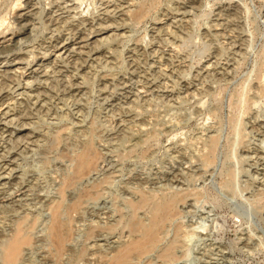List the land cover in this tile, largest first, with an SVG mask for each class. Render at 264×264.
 <instances>
[{
  "label": "rangeland",
  "instance_id": "rangeland-1",
  "mask_svg": "<svg viewBox=\"0 0 264 264\" xmlns=\"http://www.w3.org/2000/svg\"><path fill=\"white\" fill-rule=\"evenodd\" d=\"M51 1L0 0V264H109L173 197L129 264H264V0Z\"/></svg>",
  "mask_w": 264,
  "mask_h": 264
},
{
  "label": "bare ground",
  "instance_id": "bare-ground-1",
  "mask_svg": "<svg viewBox=\"0 0 264 264\" xmlns=\"http://www.w3.org/2000/svg\"><path fill=\"white\" fill-rule=\"evenodd\" d=\"M21 1V0H18ZM37 1V0H36ZM47 1V0H46ZM59 1V0H58ZM63 1V0H62ZM52 3L54 2L51 1ZM60 2V1H59ZM51 3V4H52ZM55 3V2H54ZM57 3V2H56ZM49 4V3H48ZM58 4V3H57ZM67 4V3H66ZM125 6V4H123ZM34 6H36L34 4V0H23V2L19 3V5H17V12L15 14V21L18 24V30L19 35L21 34H26L25 30L29 27L32 26L31 24V19H35L34 17H32V13L33 12V8ZM61 6V5H60ZM63 6V5H62ZM70 6V5H69ZM72 6V4H71ZM122 6V5H121ZM59 7V6H58ZM67 7V6H66ZM73 7V6H72ZM76 7V6H74ZM109 7V6H108ZM129 7V6H128ZM68 8V7H67ZM106 8V7H105ZM54 10V9H53ZM124 10V9H123ZM35 11V10H34ZM38 11V10H37ZM60 11V10H59ZM67 11V10H66ZM73 11V10H72ZM113 11V10H112ZM58 12V11H57ZM63 12V11H62ZM61 12V13H62ZM65 12V11H64ZM81 12V11H80ZM60 13V14H61ZM52 14V13H51ZM137 14V13H136ZM36 15V14H35ZM47 15V14H46ZM50 15V14H49ZM139 15V14H138ZM137 15V16H138ZM182 15V14H181ZM52 16V15H51ZM48 19V18H47ZM36 20V19H35ZM5 18L4 16L0 17V30L6 26L5 25ZM14 22V21H13ZM47 22V20H46ZM54 23V22H53ZM15 24V23H14ZM61 24V23H60ZM34 25V24H33ZM101 25V24H100ZM11 26V25H10ZM9 26V27H10ZM13 26V25H12ZM8 27V25H7ZM8 27V28H9ZM102 28V27H101ZM90 30V29H89ZM100 31H102L101 29H99ZM6 31V28H5ZM27 32V31H26ZM98 32V31H97ZM31 33V32H30ZM29 34V33H28ZM95 34V33H94ZM119 34V33H118ZM76 35V34H75ZM89 35V34H88ZM86 35V36H88ZM24 36V35H23ZM22 36V38H23ZM27 36V35H26ZM66 36V35H65ZM20 37V36H19ZM64 37V36H63ZM79 37V36H78ZM84 37V35H83ZM82 37V38H83ZM18 38V37H17ZM15 37V39H8L6 41H2L3 43L0 45V55L1 54H6V53H10L13 52L16 49L17 46V42L21 41V38L17 39ZM17 39V40H16ZM98 40V39H97ZM57 42V41H56ZM64 41H62L63 43ZM66 42V40H65ZM60 43V42H59ZM61 44V43H60ZM59 45V44H58ZM57 45V47H59ZM67 48V43H63L61 45V48ZM69 47V46H68ZM72 47V46H71ZM70 47V48H71ZM48 48V47H47ZM46 48V49H47ZM69 48V49H70ZM67 49V50H69ZM82 50V49H81ZM50 51V50H49ZM73 53V52H72ZM84 53V52H83ZM69 54V53H68ZM63 56V55H62ZM71 56V54H70ZM15 60V59H14ZM20 61V60H19ZM9 62V61H8ZM75 62V61H74ZM83 61H81L82 64ZM80 64V63H79ZM44 67V66H43ZM46 67V66H45ZM24 69V68H22ZM45 70V69H44ZM43 70V71H44ZM10 71V70H9ZM42 71V72H43ZM46 71V70H45ZM41 72V73H42ZM16 73V72H15ZM21 74V73H20ZM7 75V74H6ZM16 75V74H15ZM45 75V74H44ZM12 76V75H11ZM19 76V75H18ZM2 77V76H1ZM18 78V77H17ZM5 80V79H4ZM4 84V83H3ZM38 84V83H37ZM78 84V83H76ZM1 85V84H0ZM79 85V84H78ZM35 87V86H34ZM75 87V85H74ZM77 88V87H76ZM3 90V89H2ZM146 92V91H145ZM135 93V92H134ZM138 93V92H137ZM126 95V94H125ZM128 95V94H127ZM134 95V94H133ZM35 98V96H34ZM132 98V97H131ZM33 99V98H32ZM2 100V99H1ZM35 100H37L35 98ZM35 103V102H34ZM9 113V112H8ZM7 113V114H8ZM11 117V116H10ZM9 117V118H10ZM8 119V118H7ZM6 120V119H5ZM15 120V118H14ZM2 121V120H1ZM0 121V122H1ZM4 121V120H3ZM13 121V120H12ZM23 121V120H22ZM16 122V121H15ZM27 123V122H26ZM25 123V124H26ZM11 125V124H10ZM22 125V124H21ZM24 126V123H23ZM25 127V126H24ZM27 127V126H26ZM19 128V127H18ZM22 141V140H21ZM213 145V144H212ZM9 152V151H8ZM7 153V152H6ZM6 156V154H5ZM93 157V156H92ZM90 153L88 152V150L84 153H81L77 160V167L76 168V173L75 177L78 175L82 176V174L84 175V173L91 167V164L93 162ZM5 164V163H4ZM8 164V163H7ZM11 168V167H9ZM12 169V168H11ZM2 170V169H1ZM90 170H88L89 172ZM9 172V171H8ZM76 177V178H77ZM69 186V185H68ZM17 193V192H16ZM16 196V195H15ZM173 197V196H171ZM143 200L145 201V199L143 198ZM176 200V197L170 198L168 200L162 201L157 203L154 207H153V213L151 214L152 217H150L151 221L149 224L145 225L142 222H132V229L135 232H139L138 237L136 236L135 239L130 240L129 242H127L125 245H123L122 248H118V253L115 255V257L110 260L111 262H109V264H129L130 258L131 257H138L141 255H145V253H147L148 251H150L156 244V242L158 241V227L161 229V224L164 222L167 218H169L171 216L173 212V207H174V202ZM183 200V199H182ZM142 201V199H141ZM138 202L141 203L142 202ZM143 201V202H144ZM139 205V204H138ZM58 206V204H57ZM137 206V205H136ZM58 207H54V212H53V223H52V227H51V231H52V240L54 242V244L56 245L57 248H63V244L65 241V235L62 232V223L60 222L59 218H58ZM137 208V207H136ZM52 213V212H51ZM173 215V214H172ZM131 228V227H130ZM132 231V232H133ZM131 233V231H130ZM160 233V232H159ZM131 236V235H130ZM27 236H25L21 230H17L16 234L11 238L10 241H8V243L5 245L4 247V252H3V262L2 264H16V261L20 255L21 249L23 248V245L26 244L28 238H26ZM174 243V242H173ZM158 247V246H157ZM166 247H164L165 249ZM163 249V250H164ZM59 250V249H58ZM59 252V251H58ZM162 252V251H161ZM160 252V253H161ZM163 253V252H162ZM162 255V254H161ZM160 255V256H161ZM163 255L165 257H169V256H173V247L168 246L166 248V250L164 251ZM162 255V256H163ZM133 259H136L134 258ZM132 259V260H133Z\"/></svg>",
  "mask_w": 264,
  "mask_h": 264
}]
</instances>
